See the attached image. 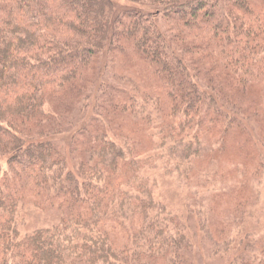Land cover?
<instances>
[{
  "label": "trees",
  "instance_id": "trees-1",
  "mask_svg": "<svg viewBox=\"0 0 264 264\" xmlns=\"http://www.w3.org/2000/svg\"><path fill=\"white\" fill-rule=\"evenodd\" d=\"M138 1L153 9L119 11L113 0H0V159L6 164L0 165V264H177L190 249L179 220L141 173L155 158L148 155L157 149L148 145L155 134L141 147L135 139L111 138L95 120L74 134L78 156L71 162L42 136L59 127V118L72 126L82 117L85 74L106 51L122 53L130 45L164 89L166 98L148 101L157 112L170 103L160 157L178 159L175 171L188 177L209 132L217 127L221 141L245 115L238 106L227 114L208 110L196 97L203 86L227 84L225 90L240 92L257 71L264 73V0ZM166 24L196 34L185 41L182 33L163 32ZM115 91L120 118L133 95L124 86ZM107 114L97 113L108 123ZM186 128H196L190 142L181 137ZM28 188L65 217L22 235L15 218ZM114 219L126 229L137 225L129 245L115 244L108 226Z\"/></svg>",
  "mask_w": 264,
  "mask_h": 264
},
{
  "label": "rangeland",
  "instance_id": "rangeland-1",
  "mask_svg": "<svg viewBox=\"0 0 264 264\" xmlns=\"http://www.w3.org/2000/svg\"><path fill=\"white\" fill-rule=\"evenodd\" d=\"M113 1L119 11L134 10L147 14L153 9L147 1ZM228 10L225 11L228 13ZM172 27L176 26L166 24L163 32L170 35L172 32L174 35L182 33L185 41H190L196 34L192 30L178 32ZM178 43L175 48L181 47ZM124 51L113 55L110 54L120 51H106L85 74L82 89L86 107L81 104L79 108L82 117L77 118L72 126H64L59 118V127L51 125L52 132L42 137L58 145L60 155L71 162L78 156L72 140L74 134L95 120L101 124L100 131L111 138L128 137L125 142L135 139L141 147L147 146L144 142L151 133L155 134L156 139L148 144L157 148L148 153L155 158L141 169V173L150 177L153 194L167 205L190 240V249L180 253L177 264L180 259L183 264H264V73L257 71V75L249 78L247 88L240 92L235 86L225 90L227 84L223 88L216 85L214 89L208 83L203 86L206 91L196 97L207 101L208 110L227 114L232 107L238 106L245 115L239 117L240 126L232 128L221 141L216 134L217 127H214L216 131L209 132L212 137L203 139L200 156L191 170L186 172L182 168L186 174L190 173L189 176H179L175 171L178 159L161 158L162 151L158 149L162 144L160 138L166 131L168 115L165 118L164 115L170 103L157 112L147 99L149 95L159 96L161 100L166 98L164 89L136 49L125 45ZM259 64V60L253 61L254 67ZM119 86H124L133 95L127 109L118 110L120 118L113 110L117 101L115 89ZM72 101V98L66 100L71 110L66 108L68 116L73 119L76 111ZM101 112H108V123L97 115ZM158 116L161 119H157ZM195 132L196 128H186L181 137L184 142H190ZM230 137L232 139L228 142ZM0 165L6 168L5 159H0ZM171 166L174 170L169 173ZM25 191L15 218L22 235L50 227L65 217L62 211L48 204L47 196H40L41 193L38 195L37 190L30 188ZM108 226L112 229L115 244L120 245H129L137 228L136 225L126 229L115 219L110 220Z\"/></svg>",
  "mask_w": 264,
  "mask_h": 264
}]
</instances>
